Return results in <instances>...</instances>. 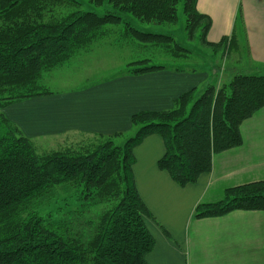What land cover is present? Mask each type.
Instances as JSON below:
<instances>
[{
  "label": "trees",
  "instance_id": "obj_1",
  "mask_svg": "<svg viewBox=\"0 0 264 264\" xmlns=\"http://www.w3.org/2000/svg\"><path fill=\"white\" fill-rule=\"evenodd\" d=\"M181 1L188 41L223 60L237 52L242 60L235 35L208 40L211 17L197 9V0H0V264H149L155 239L146 218L154 217L136 186L134 147L158 134L164 153L157 166L184 187L211 170L214 154L241 145V123L264 106V71H235L220 84L210 82V74L172 107L132 114L135 133L122 145L115 138L123 133H77L75 141L39 152V138L26 136L1 111L52 93L46 71L115 37L147 51L115 75L171 67L154 58H187L191 51L172 35L140 29L131 18L174 24ZM89 5L103 12L85 9ZM60 187L74 189L75 229L71 219H49L39 207ZM236 209L264 212V180L227 187L220 200L198 203L192 216Z\"/></svg>",
  "mask_w": 264,
  "mask_h": 264
},
{
  "label": "crops",
  "instance_id": "obj_2",
  "mask_svg": "<svg viewBox=\"0 0 264 264\" xmlns=\"http://www.w3.org/2000/svg\"><path fill=\"white\" fill-rule=\"evenodd\" d=\"M196 5L211 17L208 40L233 34L239 41L242 60L235 53L234 71L264 70V0H197ZM209 78L205 68L114 74L52 90L1 111L30 138L125 133L132 128V114L168 109L181 93ZM240 131L241 145L214 154L211 170L184 187L157 166L164 153L158 134L146 136L134 147L136 186L154 217L146 218L155 239L147 255L149 264H264L263 211L236 209L222 216H192L198 203L220 200L225 188L264 180V106L241 123Z\"/></svg>",
  "mask_w": 264,
  "mask_h": 264
},
{
  "label": "rangeland",
  "instance_id": "obj_3",
  "mask_svg": "<svg viewBox=\"0 0 264 264\" xmlns=\"http://www.w3.org/2000/svg\"><path fill=\"white\" fill-rule=\"evenodd\" d=\"M85 9H96L95 6H85ZM102 13L101 9H96ZM177 21L174 24H146L133 18L134 24L138 28L172 35L183 46L187 47L191 53L185 59H165L154 58L153 63H163L166 66H179L182 68L200 67L208 69L212 75L210 82L220 84L227 81L233 75V60L236 59L235 53L230 60H223L219 56L212 54L209 49L201 46L197 41H188L185 32V14L183 2L181 1L177 9ZM114 36H111L113 38ZM124 39V38H123ZM118 39L115 41L102 42L91 47L89 52L79 54L64 65L57 66L43 74V81L52 90L64 89L79 86L81 84L97 81L99 79L114 75L119 69L124 68L129 58L144 57L147 51L138 49L133 45H126V40ZM116 43V44H115ZM141 55V56H140ZM264 71V70H263ZM249 73V72H247ZM79 77V78H78ZM135 129L131 128L123 135L115 138V142L122 145L126 139L134 135ZM75 141V133L68 137L47 136L35 141L37 150H46L63 147L66 143ZM74 189L60 187L43 199L39 207L43 214L49 219L72 220L75 229V200Z\"/></svg>",
  "mask_w": 264,
  "mask_h": 264
}]
</instances>
